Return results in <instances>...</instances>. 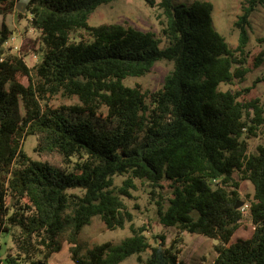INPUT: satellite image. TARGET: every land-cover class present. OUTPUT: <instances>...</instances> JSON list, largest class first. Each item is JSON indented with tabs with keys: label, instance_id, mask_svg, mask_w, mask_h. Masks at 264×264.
Instances as JSON below:
<instances>
[{
	"label": "trees",
	"instance_id": "obj_1",
	"mask_svg": "<svg viewBox=\"0 0 264 264\" xmlns=\"http://www.w3.org/2000/svg\"><path fill=\"white\" fill-rule=\"evenodd\" d=\"M112 1L0 0L3 16L15 8L30 15L40 44L30 67L5 52L11 30L0 21V238L10 234L13 242L0 264H48L63 241L73 264L130 256L137 264H189L175 241L166 243L164 234L151 241L146 227L132 223L123 197L132 196L136 180L154 196L161 181L171 182L168 203L155 200L158 221L217 240L212 264H264V142L254 153L247 143L264 124V107L256 97L240 99L256 82L219 88L249 71V18L264 0L243 2L234 48L213 25L209 0H145L158 12L160 36L121 23L90 25L91 13ZM161 61L171 68L157 90L124 83ZM25 136L35 137V152L61 163L30 157ZM234 173L253 186L248 203ZM238 201L248 204L254 228L231 241L243 215ZM95 216L109 230L129 222L131 234L83 251L78 236Z\"/></svg>",
	"mask_w": 264,
	"mask_h": 264
},
{
	"label": "rangeland",
	"instance_id": "obj_2",
	"mask_svg": "<svg viewBox=\"0 0 264 264\" xmlns=\"http://www.w3.org/2000/svg\"><path fill=\"white\" fill-rule=\"evenodd\" d=\"M26 1V0H22ZM194 0H173L174 3L189 5ZM213 3L212 20L216 30L226 39L231 47H236L238 43V31L234 26V21L242 11V4L245 0H209ZM157 10L150 7L145 0H115L99 6L89 16L90 25L101 23H121L131 25L141 30L154 31L160 36V24L157 20ZM250 27L248 29L249 39L245 52V66L249 71L243 80H235L230 84H220L221 90H240L255 86L244 92L241 100L258 98L259 103L264 107V56L257 66V56L260 51H264V2L256 6L250 15ZM30 15L27 12L15 8L13 12L4 16L0 14V21H4L11 30L9 39L4 44L7 53H15L21 56L28 66H33L40 59V44L37 41V33L29 26ZM165 42L160 44L163 47ZM171 64L167 62H156L151 71L140 77H129L124 83L129 86L138 85L143 91L153 92L161 87L165 74L170 70ZM27 83L25 78H22ZM62 102L57 98L54 103ZM264 142V124L257 132V136L247 139L248 152H256V146ZM36 144L34 136H25L22 140V148L33 159L47 158L54 164L61 162L56 157L40 155L33 150ZM234 180L238 182V193L242 200L248 201L253 196V186L250 181L243 180L237 173L233 174ZM124 176H115V184L120 185ZM170 181H161V186L156 188V195L149 193L151 187L146 181L136 180V189L132 190L131 197H123L127 210L132 215V223L135 226L146 227L145 235L153 241V236L164 234L166 243L176 242L179 249V259L189 264H212L216 256L214 245L217 240L205 237L196 233L186 231L178 232L174 227H164L158 221L156 214L155 200L160 199L166 205L171 197L172 187ZM73 191H79L73 189ZM254 225L248 211L243 213L240 225L231 237V241L236 238H247L251 236ZM131 234L129 222L123 228L113 230L106 229L102 220L95 216L91 223L83 227L78 236L79 243L83 246V251L97 243L111 240L118 242L125 236ZM67 233L61 235V240L66 238ZM178 241V242H177ZM13 245L11 235L3 233L0 238V258L4 257L7 248ZM70 244L63 241L60 251L54 253L49 262L54 264H73L70 256ZM145 256V254L143 255ZM119 264H137L134 256H130Z\"/></svg>",
	"mask_w": 264,
	"mask_h": 264
},
{
	"label": "built area",
	"instance_id": "obj_3",
	"mask_svg": "<svg viewBox=\"0 0 264 264\" xmlns=\"http://www.w3.org/2000/svg\"><path fill=\"white\" fill-rule=\"evenodd\" d=\"M242 213H245L246 211H248V204L244 203L241 207H240ZM48 264H54L52 262H49Z\"/></svg>",
	"mask_w": 264,
	"mask_h": 264
},
{
	"label": "water",
	"instance_id": "obj_4",
	"mask_svg": "<svg viewBox=\"0 0 264 264\" xmlns=\"http://www.w3.org/2000/svg\"><path fill=\"white\" fill-rule=\"evenodd\" d=\"M243 205V202L242 201H238L235 205L236 208H239L240 206Z\"/></svg>",
	"mask_w": 264,
	"mask_h": 264
}]
</instances>
